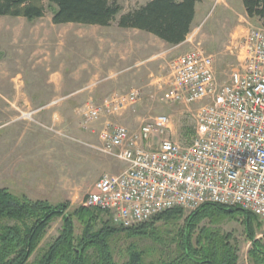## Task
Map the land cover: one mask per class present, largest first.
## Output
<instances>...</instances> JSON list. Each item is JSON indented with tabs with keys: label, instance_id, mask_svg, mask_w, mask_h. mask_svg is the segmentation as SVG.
<instances>
[{
	"label": "rangeland",
	"instance_id": "374dc122",
	"mask_svg": "<svg viewBox=\"0 0 264 264\" xmlns=\"http://www.w3.org/2000/svg\"><path fill=\"white\" fill-rule=\"evenodd\" d=\"M147 1L149 0H117L121 7L120 14H126ZM41 3L45 10L41 19L27 21L22 18L0 17V87L41 85L47 80L45 70L62 69L70 73L71 69L78 65L81 89L78 94L79 107L74 113L73 120L70 117L64 118L66 122L59 126L55 124L54 127L50 126L52 125L50 120L47 121L49 126L44 125L45 122L42 121L41 115L48 113L47 115L51 117L58 113L57 109H31V111L22 110L16 113L17 117L21 119L23 114L36 111L30 119L22 117L18 123L29 124V130L32 131L42 134L48 132L46 134L48 157L40 158L42 163L46 161L44 165L48 171L41 175V184L35 183L37 161L30 154L32 149L27 146L25 148L27 155L22 157L25 164L20 165L18 170L26 171L30 183L23 181L20 186L12 182L11 186L12 184L14 186L10 188L0 179V187H6L5 189L18 197L24 194L34 196L35 200L45 201L54 208L60 207L59 204H65V214H72L75 210L85 207V199L93 191V185L99 178L104 175H117L124 170V165L121 162L94 150L99 146L97 133L105 125L104 123L108 122L110 125L122 126L131 132H136L154 117L165 115L169 118L168 137L182 145L189 143L194 134L195 114L200 104L181 105L165 100L164 92L167 88L169 63L192 49L201 48L206 54L212 56L215 79L218 85H223L227 82L229 74L238 65L233 47L250 30L261 29L257 19L250 20L246 17L238 0H227L225 4H216L214 1L203 10L204 13H198L184 44L176 49L172 47L171 49L146 33L127 31V38L131 39L133 43H138V46L141 44L143 48V52L137 56L140 64L130 67L131 61L125 64L128 66L120 61L117 62L118 55L114 52L115 45L117 43L120 45L122 38L116 33L118 32L116 22L110 25L109 30L104 31L108 35H103V30L100 28L64 25L61 27L64 30L62 36L56 34L51 28L53 8L48 5L47 0H41ZM75 34L79 35V44L73 42L72 36ZM91 37L95 40L102 39L108 45L110 42L114 44L110 47L107 45L105 48L102 46V49L97 51L88 44V38ZM95 52H97L96 56L99 59L97 60L102 71H99L96 76H92L88 70H91L89 64L93 60L89 58L93 57ZM32 66H35L36 72L30 74L29 69ZM67 78L65 76L64 79ZM131 89L140 91V98L134 106L119 108L116 112L108 115L103 114L97 122L87 127L84 125L82 112L85 105L89 103L102 105L109 101L114 94L126 93ZM7 110H3V112H7ZM9 111L14 112V110ZM48 116L47 119H49ZM3 118V123L9 121L8 117L3 116ZM13 130L14 127L10 125L5 127L2 133L7 135ZM34 144L35 141L30 140L27 145ZM25 184L27 185L26 189L24 188ZM178 210L181 215L176 222L164 223L163 220L157 221V217H155L143 225H150L154 222L153 227L158 230H166L172 238L176 231L183 228L187 216L191 213L182 209ZM106 221H108L107 217L101 216L96 221V229ZM252 221H254V225L257 224L254 229L255 240L264 244L261 223L255 217L252 218ZM207 222V220L201 222L198 228L206 227ZM143 225L126 229L138 228ZM61 226L62 218L52 219L27 264L32 263L41 251L55 240L61 232ZM73 226L74 237L78 238L82 228L76 219L73 220ZM212 227L218 229L222 235L230 237V244L234 247L238 259L237 264H251L248 258L251 242L247 239L240 218L234 221L222 220ZM114 229L119 230L117 227ZM136 243L140 248L151 246L149 241L137 242L127 239L123 234L116 236L111 245L114 260L117 263L124 261L126 249Z\"/></svg>",
	"mask_w": 264,
	"mask_h": 264
},
{
	"label": "built area",
	"instance_id": "2783aa9c",
	"mask_svg": "<svg viewBox=\"0 0 264 264\" xmlns=\"http://www.w3.org/2000/svg\"><path fill=\"white\" fill-rule=\"evenodd\" d=\"M233 51L238 65L223 85L215 79L212 56L201 48L169 63L165 100L200 104L189 143L168 137L165 115L136 132L104 123L94 150L121 162L124 170L99 178L85 199L86 208L126 229L169 210L193 212L216 204L250 213L264 236V30L247 32ZM139 98L140 91L131 89L102 105L89 103L82 121L87 127L103 114L134 106ZM35 112L22 117L30 119Z\"/></svg>",
	"mask_w": 264,
	"mask_h": 264
},
{
	"label": "trees",
	"instance_id": "16d2710c",
	"mask_svg": "<svg viewBox=\"0 0 264 264\" xmlns=\"http://www.w3.org/2000/svg\"><path fill=\"white\" fill-rule=\"evenodd\" d=\"M203 0H151L126 14H120L117 0H47L53 8V25L110 27L130 29L154 36L175 47L190 33L195 6ZM248 19H257L264 30V0H241ZM45 10L41 0H0V17L41 19ZM118 17V18H117ZM45 201H31L0 189V264H27L53 218H62V228L30 264H237L230 237L212 226L222 220L240 218L247 239L251 242L248 258L251 264H264V244L255 240L253 216L239 208L204 204L191 212L182 229L171 238L166 230L143 225L133 229H114L108 217L93 208H79L65 214L66 205L51 207ZM181 212L169 210L157 221L176 222ZM101 216L108 221L96 229ZM82 228L74 237L73 220ZM207 220V226L198 228ZM146 224V223H145ZM123 234L137 242L149 241L151 246L140 248L136 243L126 249L125 260L117 263L112 254V242Z\"/></svg>",
	"mask_w": 264,
	"mask_h": 264
},
{
	"label": "crops",
	"instance_id": "0c3cea01",
	"mask_svg": "<svg viewBox=\"0 0 264 264\" xmlns=\"http://www.w3.org/2000/svg\"><path fill=\"white\" fill-rule=\"evenodd\" d=\"M151 1V0H149ZM147 1V2H149ZM216 2V4H225L227 0H203L201 3L197 4L195 6V16L194 20L192 22V25L194 21L196 20L198 13L203 12V10L206 9L209 4H212L213 2ZM241 4V0H238ZM146 2V3H147ZM145 3V4H146ZM143 4V5H145ZM142 5V6H143ZM242 5V4H241ZM243 8V7H242ZM204 13V12H203ZM66 25H72V24H66ZM64 25H53L51 23V28L56 32V34L64 35V30L61 28ZM90 28H100L103 30V35H108L107 32H104L105 30H109L110 27L107 28H101L97 26H88ZM118 32L117 35L122 38L121 44L117 43L115 46V53H117V62L120 61L124 65L131 61L132 64H129V66H137L140 64V60L137 58L138 54L140 55L143 52V48L138 46V43L131 42L132 40L127 38V31H137V30H130V29H117ZM54 32V33H55ZM139 33H144L137 31ZM147 34V33H146ZM74 35V34H72ZM153 38L154 36L147 34ZM73 42L76 44H79L80 38L79 35L72 36ZM102 38V36H100ZM160 43H163L164 45L171 48V46L165 44L164 42L160 41L159 39L155 38ZM89 41V42H88ZM88 44L95 48V50L100 51L102 49V46L104 48L108 45L105 41L102 39L95 40L93 37L90 39L88 38ZM114 43L110 42L108 45L112 46ZM184 44V42L182 43ZM182 44L172 47L173 49H176L180 47ZM76 48V47H75ZM171 48V49H172ZM79 50V49H78ZM97 52L93 55V57H90L89 59H92L93 61L89 64V68L92 70H88L90 75L96 76L100 70V63L99 59L97 58ZM98 59V60H97ZM125 66H128L125 65ZM30 74H33L36 72L35 66H32L30 69ZM46 74V82L41 85L36 84H26V85H20V86H12L9 85L7 87H0V179H2L5 184L12 188L14 184L11 183H17L20 186H22L23 181L29 180V175H27L25 170L19 171L18 168L23 166L25 164V161H23L22 157H24L26 154L25 148L28 146V148L32 149V154L34 158L37 161V165L35 168V183H42L40 180L42 174H46L48 171L46 169V161L43 163L40 161V158L43 156L45 158L48 157V138L46 137V134L48 132H45L44 134L29 130L30 125L29 124H19L18 122L21 121L20 118L17 117L16 113L22 110H29L31 109H45V110H59L58 113L53 114L51 117L48 116V113H43L41 115L42 121H44V125L46 126H55L57 124L58 126L62 123L66 122L64 121V118L70 117V119L73 120L74 113H76V110L79 107V97L78 94L80 93V69L79 66L73 67L71 69V72L67 73L65 70H58V69H49L45 70ZM68 77L66 80L64 79ZM4 86V85H2ZM8 109V110H7ZM3 110H7V112H3ZM9 110H14V112H10ZM35 112V111H34ZM28 113V112H27ZM3 116L8 117L9 121L7 123H3L2 120H4ZM47 116L49 119H47ZM50 120V124H48ZM48 121V122H47ZM25 122V121H24ZM52 122V123H51ZM30 123V122H28ZM13 126L14 130L7 135H3L2 130L7 126ZM38 128V127H37ZM30 140H34V145H27ZM29 154V153H28ZM22 160V161H21ZM20 161V162H17ZM21 165V166H20ZM14 169V170H13ZM12 172V173H11ZM29 182V181H28ZM30 183V182H29ZM6 187H0V189H5ZM24 188H27V185L25 184ZM26 198H28L31 201H40L35 200L31 195L24 194Z\"/></svg>",
	"mask_w": 264,
	"mask_h": 264
}]
</instances>
